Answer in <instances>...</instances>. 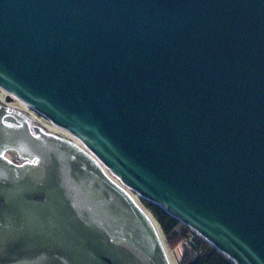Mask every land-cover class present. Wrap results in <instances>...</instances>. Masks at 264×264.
I'll return each instance as SVG.
<instances>
[{"label":"water","instance_id":"water-1","mask_svg":"<svg viewBox=\"0 0 264 264\" xmlns=\"http://www.w3.org/2000/svg\"><path fill=\"white\" fill-rule=\"evenodd\" d=\"M0 89V264H170L107 171L264 264V0H0Z\"/></svg>","mask_w":264,"mask_h":264},{"label":"trees","instance_id":"trees-1","mask_svg":"<svg viewBox=\"0 0 264 264\" xmlns=\"http://www.w3.org/2000/svg\"><path fill=\"white\" fill-rule=\"evenodd\" d=\"M141 202L143 209L161 233L164 247L174 250L179 244L182 246L183 251L177 264H234L227 256L160 207L145 200Z\"/></svg>","mask_w":264,"mask_h":264},{"label":"rangeland","instance_id":"rangeland-1","mask_svg":"<svg viewBox=\"0 0 264 264\" xmlns=\"http://www.w3.org/2000/svg\"><path fill=\"white\" fill-rule=\"evenodd\" d=\"M5 95L6 94L0 89V100H3L6 97ZM8 105L10 107H12L13 111H15V112L17 111L21 115H24V116H26V114L28 116H30L33 119V121H34V124H38L40 127H43L47 132L56 134V135H58L60 137H63V138L68 139V140H71V141H73V142L78 144V142L74 138H72V136H69L65 131L58 129L57 127L55 128V127L50 126L49 122L44 117L38 115L36 112H34L33 110L29 109L27 106L23 105L19 101L12 100ZM133 199L138 203V205L142 206V202H141V200L139 198H137L138 199L137 200L133 196ZM157 231H158V229H157ZM158 233H159L160 239H161V241L163 243V246H164L162 235H161V233L159 231H158ZM182 251H183V248H182V246L180 244L174 250H168V249L165 248V252H166V255L168 257L169 263L170 264H177L179 259H180Z\"/></svg>","mask_w":264,"mask_h":264},{"label":"flooded vegetation","instance_id":"flooded-vegetation-1","mask_svg":"<svg viewBox=\"0 0 264 264\" xmlns=\"http://www.w3.org/2000/svg\"><path fill=\"white\" fill-rule=\"evenodd\" d=\"M5 96H6V95H5ZM5 99H6V97H5L3 100H0V107H7V108H9V109H12V107H10V106L8 105L11 101H10V102H6ZM26 116H27V118L29 119V121L31 122L32 125L39 126L38 124H34V121H33V119H32L30 116H28L27 114H26ZM42 128H43V127H42ZM43 129H44V128H43ZM5 157L8 158V159H10L12 162L17 163V164L20 163V162L17 161L16 158H15L12 154H10V153H6V154H5Z\"/></svg>","mask_w":264,"mask_h":264},{"label":"built area","instance_id":"built-area-1","mask_svg":"<svg viewBox=\"0 0 264 264\" xmlns=\"http://www.w3.org/2000/svg\"><path fill=\"white\" fill-rule=\"evenodd\" d=\"M49 125L54 127L50 122H49ZM56 128V127H55ZM108 172V171H107ZM109 176L115 180L119 185H121L122 187H124L125 189H127L136 199L139 198L134 192H132L131 190H129L128 188H126L115 176H113L112 174H110L108 172ZM140 199V198H139ZM138 200V199H137Z\"/></svg>","mask_w":264,"mask_h":264}]
</instances>
